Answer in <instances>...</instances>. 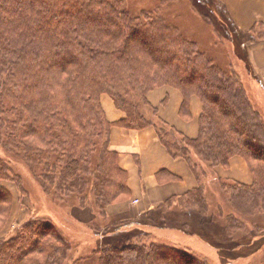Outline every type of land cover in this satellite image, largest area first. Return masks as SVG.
I'll list each match as a JSON object with an SVG mask.
<instances>
[{"label":"trees","instance_id":"16d2710c","mask_svg":"<svg viewBox=\"0 0 264 264\" xmlns=\"http://www.w3.org/2000/svg\"><path fill=\"white\" fill-rule=\"evenodd\" d=\"M126 2L0 0V182L13 180L21 195H31L28 186L32 188L33 183L29 180L28 184L21 175L22 168L28 167L29 179L49 196L40 192L38 197L44 199L41 209L45 212L36 204L23 231L0 240V264L193 262L180 249L166 248L142 223L165 228L168 217L176 220L196 204L207 208L199 185L157 204L142 218L136 217L134 226L129 221H112L114 216L106 212L112 197L129 192L125 171L117 165L118 154L109 149L115 126H153L167 152L186 161L196 179L197 169L207 173L214 169L215 175L216 167H226L232 157L241 156L250 165V184L215 175L229 202L248 214L246 221L230 214L224 239L231 241L232 227L246 232V222L259 225L258 211L264 207V104L263 112L259 111L248 93L246 79L253 72L247 52L241 57L243 68L234 60L225 66L218 64L165 16L153 9L138 16ZM193 2L207 18L204 6L198 4L202 2ZM213 25L220 35L219 25ZM248 31L244 42L264 40L263 22ZM224 33L230 35L231 31L224 28ZM164 86L181 92L182 113L187 112L191 96L200 99L203 107L195 138L182 135L168 140L166 134L161 138L159 126L142 113L145 108L158 117L148 94ZM101 94L110 95L123 111L122 119H107ZM196 156L204 160L206 170L196 163ZM36 198L33 195V201ZM8 201L11 205L12 197L0 184L1 225L9 216H5ZM76 207L87 208L93 217L81 222L74 214ZM66 218L78 226L77 235L70 236L58 225ZM254 229L248 234L260 233ZM82 245L85 253L77 251ZM197 264L209 263L198 260Z\"/></svg>","mask_w":264,"mask_h":264},{"label":"rangeland","instance_id":"374dc122","mask_svg":"<svg viewBox=\"0 0 264 264\" xmlns=\"http://www.w3.org/2000/svg\"><path fill=\"white\" fill-rule=\"evenodd\" d=\"M126 1L127 4H125V6H128L131 9L132 13L138 16L143 11H148L151 9L154 10L155 14L158 13L165 16L166 21L174 23L176 26H178V31H180L181 34L189 39L195 40L198 45V49L204 51L206 56H208L209 58H213L218 64L225 66L226 63L234 60L239 66L243 68L244 65L241 61V57L244 55V52H247L248 62L253 72L252 76H249L248 78L246 77V80L250 81H248V93L250 94V96H252V99L258 106L259 111L263 112L262 105L264 104V64L260 65L258 67L259 69L257 68V70L252 66L250 61L249 48L252 44H258L264 42V40H247L244 42V39H248L250 31L243 30L238 26L236 21L232 18L229 11L226 10L224 4L220 0L217 1L219 2L217 4L214 2L215 0H198L202 2L198 4L203 5L206 12L209 14L207 18L205 17V12H202L203 10L201 8L199 9L198 6L194 4L193 0ZM162 1L163 3H161ZM38 8H40V6L35 7V9ZM203 17L205 18V20L203 19ZM213 24L219 25L220 28H217L220 29V35H217V33L214 31V28L216 26H214ZM224 28L230 29L231 34L226 35L224 33ZM230 52H234L236 55ZM235 58H239V61H237ZM1 66L2 64L0 63V69ZM1 76L3 75L0 72V77ZM164 87L166 89H171L168 86ZM176 90L179 91L178 89ZM259 96L261 97V99ZM101 99H107L114 105L112 98L108 94H101L100 102ZM198 100L200 101L199 98ZM101 104L104 105L102 102ZM114 107L116 108L115 105ZM154 107L156 108V106ZM121 112L123 113V111ZM142 113L148 120H152V123L157 128L159 126V129L161 131V133L157 131L159 137L162 138L164 134H166L164 136V139H166L167 136L168 140L182 137L183 134H180L175 129L174 130L176 132L172 131L169 127L166 128L162 126L157 121L158 119L161 120L160 115L158 117H152L150 111L145 108L142 110ZM156 114H159L158 110ZM149 127H152L155 130L153 126H148L145 128ZM121 128L129 130L132 129L127 127ZM31 139L37 140L34 136H32ZM109 149L113 151L110 148V137ZM10 157H14V155H10ZM195 159L196 163L202 164L206 170L207 166L204 163V160L198 159V156H196ZM118 160L119 156L117 155V165L120 167ZM10 162L11 165H13V162ZM23 165L24 164L21 161L19 163V166L22 167ZM246 165L250 171V165L248 166L247 161ZM217 168L218 167H216L215 169ZM206 173L207 171L201 172L199 169H197L198 179H196V181L197 185H199L198 187L202 188V196L208 201L207 208H204L201 204H196L192 210H189L188 212H181L176 220H174V217H168L166 223H169V225L165 228H151L150 225H145L144 222H141L144 226V229H150L151 231H153L155 235H157L156 240H159L166 244V248L180 249L182 252L189 254V258L193 260V262H190V264H197L198 260H206V262L209 264H264V207H261L258 211V213H260L258 226H253L251 222H246V232L236 230V227H232V234L231 236H228L231 238V241H226L224 239L225 235L227 236L225 227H228L231 224V221L227 219L230 214L234 213L244 218V221H246L248 214L243 215L239 212V208L237 205L229 202L228 196L226 194L227 192L219 187L220 183L218 181V178H216L214 175V169L213 171L210 170V172L208 171V173ZM21 175L24 177V180L26 182L28 180V184L29 180H31L33 183L32 188L28 186V190L32 192L31 195L28 194L29 197L27 195H21V193L19 192L20 186L13 180H2L0 182L1 186L9 192L13 201V203L11 201V205H9V201L7 202V204H5V210L8 209L5 213V216H8V214L9 216L6 220L5 225H1L4 222L0 221V240H5L9 236L13 234L17 235L20 231H23L22 228L30 212L33 210V207L38 204L41 209V204L44 199L39 201L40 198L38 197L40 196V192H42L45 197L49 198L44 189L38 188V185L32 179H29L30 172L28 170V167L27 170L22 168ZM125 175V181L127 184L126 171ZM226 180L232 183L236 182L231 178H226ZM33 195L37 197V201H33ZM125 196L118 195L112 197L109 200L111 204L107 206L106 212L114 216L112 221H129L132 226H134L135 224H138L135 220L136 217L142 218V215L146 211L157 205L156 204L154 206H151L150 208L143 209L141 208V206L136 205L138 203V198L130 200L131 197L129 193ZM41 211L45 212L46 210L41 209ZM73 211L75 212L74 214L77 217L80 216V218L82 219L81 222L83 223L89 220L94 215L93 212L88 210L87 208L79 210L76 207ZM143 218L146 219L147 217L143 216ZM58 220L60 219H57L56 221ZM69 221H71V219L69 218L63 219V221H60L58 225L61 226L63 231L70 236H75L77 235L76 231H78V226H74L73 224L71 225ZM127 227L129 228L130 226L127 224ZM255 227H257L258 230L260 229V233H251V235L248 234V230L252 232V230H255ZM223 229L225 230V232L223 231ZM25 230L28 233L30 231L29 228ZM114 233L118 234L115 231ZM221 246L225 248H221ZM83 247L85 248L84 245L78 247L79 250L77 251H84L85 253V249L82 250Z\"/></svg>","mask_w":264,"mask_h":264},{"label":"crops","instance_id":"0c3cea01","mask_svg":"<svg viewBox=\"0 0 264 264\" xmlns=\"http://www.w3.org/2000/svg\"><path fill=\"white\" fill-rule=\"evenodd\" d=\"M220 1L243 30H250L258 22L264 23V0ZM249 54L251 64L257 70L264 64V42L252 44ZM148 98L158 109L162 121L186 137L195 138L198 135L202 106L196 96L190 97L186 113L181 110L183 96L174 88L157 87L148 94ZM101 102L108 120L116 122L122 119L124 114L110 101L101 99ZM110 148L118 153V163L127 172L130 200L138 198L136 205L143 209L197 186L188 163L173 158L152 127L129 130L115 126L110 133ZM215 173L217 177L231 178L245 184L251 182L246 161L240 156L232 157L226 167H218Z\"/></svg>","mask_w":264,"mask_h":264}]
</instances>
